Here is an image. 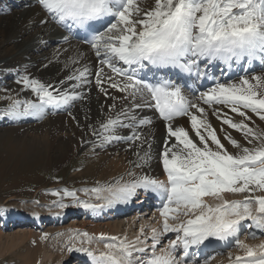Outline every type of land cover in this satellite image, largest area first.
<instances>
[{"label": "snow or ice", "instance_id": "obj_1", "mask_svg": "<svg viewBox=\"0 0 264 264\" xmlns=\"http://www.w3.org/2000/svg\"><path fill=\"white\" fill-rule=\"evenodd\" d=\"M36 3L55 25L67 30L83 29L92 34L88 43L95 50L101 65L123 78L121 82H116L111 76L107 80L111 87L128 94L125 100L131 97L132 107L100 123L99 130L88 125L101 146L114 140L132 144L141 141L142 134L137 129L152 121L137 116L136 109L151 107L152 104L165 121L188 116L191 130L199 140L198 145L185 128H173L171 124H166L168 137L164 150L159 154L166 182L144 175L125 183L115 182L91 189L97 199H106L109 204L127 202L140 191L155 194L162 203L163 234H177V239L170 243L168 249L162 250L159 255L155 253L160 241L154 229L151 250L136 248L126 238L103 235L95 238L87 233H78L84 237L80 241L82 245L98 239L104 243L106 251L97 254L88 247H68V251L85 253L91 264H187L186 257L177 260L174 255L178 243L188 253L210 238L229 241L238 237L241 222L246 220L252 222L250 228L254 225L256 230L264 233V196L245 197L241 201L227 200L222 195L257 189L264 191V131L246 123L251 119L247 115L249 111L264 120V75L253 74L249 78L245 72L239 83L217 81L200 95L205 104H222L243 117L237 123L218 109L214 111L223 124L240 131L248 143L253 144L252 148L242 147L231 136L225 135L229 143L240 149L236 155L224 148L215 129L203 119L205 109L188 101L181 85L167 75L168 70H173L181 75L207 76V66L214 62L229 67L232 64L247 67L259 61L264 66V0H36ZM104 20L109 21L108 26L98 30L95 22ZM48 22V19L41 21L44 24ZM63 40L68 42V37H63ZM201 64L205 65L203 70ZM149 67L161 76L156 77L154 73L151 81L142 78L140 73ZM88 76L87 68L69 76L68 80L75 81L69 89L22 77L24 86L30 88L36 99L14 101L4 115L40 118L47 109H66L77 100L85 99L86 94L76 89L90 85ZM102 84L101 69L96 73V85L107 94ZM145 94L152 104L136 103L137 96L143 98ZM112 107L115 105L110 106V110ZM190 109H195L200 116ZM118 128L133 131L128 136H122L116 134ZM173 137L176 142L170 145L169 139ZM209 141L215 145V150L210 147ZM137 156L140 162L135 167L149 163L152 159L151 145L143 156L139 152ZM101 192H106L107 196L101 197ZM65 195L74 197L75 194L66 192ZM205 196L219 202L209 205L203 200ZM253 200L255 213L250 207ZM82 206L93 210L96 207L86 202ZM180 216L186 219L169 223L170 219L179 220ZM250 234L255 236V232ZM74 239L70 237L69 242ZM238 246L246 250V257H236V264H264V243L256 248L244 244ZM147 251L152 254L144 259L143 254ZM134 253L138 254L137 258H134Z\"/></svg>", "mask_w": 264, "mask_h": 264}, {"label": "bare ground", "instance_id": "obj_2", "mask_svg": "<svg viewBox=\"0 0 264 264\" xmlns=\"http://www.w3.org/2000/svg\"><path fill=\"white\" fill-rule=\"evenodd\" d=\"M149 1L151 2V0ZM12 2H15V4H12ZM45 19H48L49 22L47 24L41 23V21ZM111 22H115V20H111ZM107 26L108 24L105 27ZM65 36L68 37V42H64L63 37ZM114 63L117 62L114 61ZM255 64L258 68L250 69L247 72V76L249 78L253 74L264 75V66H262L259 61ZM117 66L122 67L119 63H117ZM250 66L251 65H248L243 69L242 66H238L236 64H232V66L229 67L221 62H214L209 66L210 69L208 72H212L215 68L219 82L239 83L240 77L245 74V68H249ZM84 68L89 70L88 79L91 83L90 85H85L82 89L77 88L76 91H83L86 94L85 99L77 100L66 109L62 108L55 111L47 109L46 114L40 118L35 116L8 117V119H6L3 123H9L10 126L6 127L5 130L15 132V137L21 133L27 136L29 139L28 141H36L40 138V141L44 144L43 146L47 145L49 142L52 145H56V147H54L59 151H65L68 144L67 141H69L68 145L71 148L69 150L70 155L78 153L85 145H92L91 147L89 146V149L92 153L98 154V161L105 163L109 169V172L105 175V177H103L107 178L105 179L107 180V183L104 187L115 182L124 183V181L127 182L133 177L139 178L144 175L164 181L166 175L163 171L159 154L164 150V142L166 137H168L166 124H171L173 128L184 126L183 128L188 131L189 136L199 145V140L195 137V133L191 130L189 117L182 116L180 118L173 119L172 121L161 120L158 118L154 110L150 97L147 96V94H145L143 98L137 96L136 103L144 105L152 104L151 107L144 106L136 109L137 116L147 117L152 121L151 124L137 129V131L142 134V140L137 141L135 144L123 140H114L110 144L101 146L97 136L92 134L88 125L91 124L99 130L100 123L105 122L110 117L115 118L117 114L122 112L124 109L132 107L133 102L131 97L125 100L124 97L128 96V94L118 90L114 91L107 80V77L109 76L113 77L115 81H122L123 78L112 72L110 68H106L105 65H101L100 60L97 58L95 50L91 47V45H84L81 41L74 38L69 32L63 30L62 27L55 25L48 17H46L37 5L36 0H0V84L3 83L7 85V88H12L15 86V83L12 81V75L22 73V75L32 79H37L46 85L69 89L75 81L68 80L67 78L77 73L78 70H82ZM5 69H8V72L2 75V71ZM101 69L103 78L102 86L106 90L107 94L100 91L96 85V73ZM201 69H204V64H201ZM192 76L193 78L191 81L186 83V85L191 88H185L180 84L183 94L188 101L196 103L205 109V115L203 118L213 129H215L216 135L224 145V148L227 150L232 144L226 142L224 138L225 135L231 136L233 139L240 141V135L238 136V133L240 132L230 128L226 124H223L221 120L216 118L214 111L218 109L221 113L227 114L233 122L237 123L240 122L243 117L231 112L228 107L222 104H214L210 107L204 105V102L200 99V95L213 85L202 86V77H198L195 74ZM61 81H65V83L61 84ZM26 93L28 92H24V95ZM35 99L36 97H33L31 100ZM112 105H115V107H112L110 110V106ZM190 110L195 111L196 113L195 109ZM196 114L200 115L199 113ZM247 115L251 118L246 121L250 127L256 128V130L264 131V122L261 119L256 118L255 114L250 111L247 112ZM132 131L133 129L118 128L116 134L128 136ZM241 137H243V135H241ZM245 141L247 140L245 139ZM175 142L174 137L169 139L170 145ZM239 144L241 145V143ZM149 145H151L152 159L143 167H135V164L140 162L137 152H139L140 156H143L145 152L149 151ZM209 145L215 150V145H211L210 141ZM32 146L33 144L30 145V148ZM123 149H125V151H123ZM59 151L55 152L54 150L55 153L53 152L50 155L48 154V159L50 160L55 156H62V153ZM69 151H67L66 154ZM29 154L31 153L29 152ZM128 166L129 168H127ZM129 170H131V175L129 174L123 179L124 174ZM139 193H142V196L140 197L145 198L146 203H144L140 208L138 215H136L135 212L130 211L131 205L138 201L136 196L127 202H114L112 204H109L106 199H102L101 201L103 202V205L95 207V210L83 207L82 205L85 202H82L79 205H72L71 207H67L65 203V206L62 207V209L60 208L61 211L46 212L35 207L36 209L31 210L27 217H22L20 215L18 217L19 220L21 219L20 222L29 224L26 225V228L31 231L33 229H37L38 227L30 224L31 221H33L34 215L37 214L38 211L39 216H43L46 218L45 220H50V222L56 221L58 215L61 217V221L65 219L64 213L68 210V208L72 211H80L81 213L90 212L92 222H87L93 224L94 227H97L96 229L98 234L105 237L108 235L107 232L109 231L116 233L119 230H123V235H127L128 232L130 233L129 237L124 236L127 242H132L133 244L138 243L141 248L149 250L152 248V236L153 230L155 229L156 235L160 241L155 249V253L159 255L162 250L168 249L172 241L177 239V234L174 232L163 234V218L160 215V209L162 206L158 208L156 206V202H153L159 198L152 193L146 194L143 191H140ZM101 194L107 196L106 192H101ZM211 199L212 197H203L205 203L213 205ZM250 207L252 210H255L253 203ZM126 209L130 212H126ZM78 214V212H75V215ZM0 216L2 219L1 225L3 226V224L7 223L6 219L8 217L7 214H1ZM106 219L109 220L107 221ZM115 219L117 221H112ZM180 219L182 220L186 218L180 216ZM179 221L180 220L170 219L169 223L174 224L179 223ZM93 222H96V224ZM47 223L48 222H46L45 225ZM252 232L255 231L252 229L245 231L243 236L239 239L248 240L250 245H253L251 240H255L259 244L264 243V233L255 232V236L253 237L250 234ZM75 233H77V231H75ZM88 236L94 237L92 235ZM144 241H147V243ZM87 247L97 254L106 251L104 243L99 242L98 239L93 240V242ZM72 248L79 247L74 245ZM64 253L66 254L63 258L71 256L74 262L73 264H85L83 262L89 260L83 252H69L67 249ZM244 253H246V251L243 252V254ZM151 254L152 253H149L144 256V259H147V257L151 256ZM186 254L187 253L184 252V249H182L178 243L174 251V255L177 260H180L181 257H186ZM208 255L209 253L207 252L191 253V255L186 258L187 264H197V262L198 264H210L212 263V260L207 257ZM53 256L54 250L50 248H46L42 253V258L45 259V261H51ZM226 264H233V262Z\"/></svg>", "mask_w": 264, "mask_h": 264}, {"label": "rangeland", "instance_id": "obj_3", "mask_svg": "<svg viewBox=\"0 0 264 264\" xmlns=\"http://www.w3.org/2000/svg\"><path fill=\"white\" fill-rule=\"evenodd\" d=\"M4 71H2V75L7 73L8 69ZM22 77H25V75L21 76L19 74L16 78H12L15 82V86L12 88H7L5 84L0 85V105H11L14 101L24 102L31 100V96H35L30 88L24 86ZM24 92H28L25 98L23 97ZM6 127V125H0V214L6 213L12 218L18 214L22 217H27L30 211L36 208L43 211L61 210L62 207L60 205H64L65 203V205H69L83 199L87 200L95 194L91 189L98 188L100 183H107V180H105L107 178L103 177L109 172V169L105 163L98 161V155L90 156L91 152L87 149L90 145L83 146L78 153L70 155L69 150L71 148L68 145L69 141H67L68 147L66 146L65 151H59L56 150V145H52L49 142L43 146L44 144H42L43 142L40 141V138L36 141H28L27 136L21 133L15 137L16 133L5 130ZM241 135V133H238L239 140L245 141ZM243 143L241 145L247 144L246 142ZM31 144L33 146L30 148ZM249 148L251 147L249 146ZM234 149L236 152L231 147L227 151L236 155L240 149L236 147ZM54 150L55 152L59 151L62 153V156H55L49 160L48 154H52ZM67 151L69 152L66 154ZM128 173H126V176ZM66 192H71L75 195L74 197L68 196L65 195ZM245 194L251 195V192H245ZM222 195L224 199H228L233 193H224ZM252 195L257 197L264 196V191L257 189L256 192L252 191ZM217 202L216 200L213 205ZM73 211V215H75V212H78V215L81 213L77 210ZM83 214L86 216L90 215L88 213H81L80 216L74 217L69 214L68 219L63 225H60L59 222H54L42 229L31 231L24 225H5V223L3 224L5 226L2 227L0 224V264H54L55 261H59L61 257H64L65 253L63 249H67L69 246L77 243L81 246L87 245V243L82 245L79 241L75 240H72L70 243L66 238L70 234L69 232V234L66 233V228L70 226H78L81 228L80 232L89 233V235L97 232V227H94L93 224L87 221L81 220L84 216ZM74 218L76 219L74 220ZM20 220L18 217V222ZM106 220L108 221L109 219ZM93 223L96 224V222ZM118 232V235L124 233L123 230H119ZM127 235H129V232ZM79 239L80 237L76 240ZM239 244L240 242L234 248H229L230 250L223 255L220 261L228 260L233 257L237 252L236 250L243 249L238 246ZM243 244H247V242L244 241ZM254 245H256V242ZM46 248L54 250L52 262H48L49 260L45 261L42 258V253ZM216 262L218 263V261H215V264H217Z\"/></svg>", "mask_w": 264, "mask_h": 264}]
</instances>
